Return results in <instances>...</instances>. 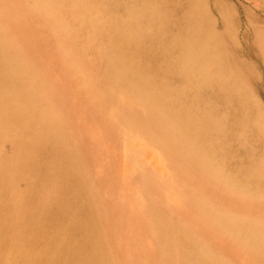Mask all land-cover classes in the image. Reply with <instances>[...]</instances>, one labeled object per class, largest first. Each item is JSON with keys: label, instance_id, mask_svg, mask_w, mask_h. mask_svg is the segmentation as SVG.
Returning <instances> with one entry per match:
<instances>
[{"label": "bare ground", "instance_id": "bare-ground-1", "mask_svg": "<svg viewBox=\"0 0 264 264\" xmlns=\"http://www.w3.org/2000/svg\"><path fill=\"white\" fill-rule=\"evenodd\" d=\"M238 14L0 0V264H264V20Z\"/></svg>", "mask_w": 264, "mask_h": 264}, {"label": "rangeland", "instance_id": "rangeland-1", "mask_svg": "<svg viewBox=\"0 0 264 264\" xmlns=\"http://www.w3.org/2000/svg\"><path fill=\"white\" fill-rule=\"evenodd\" d=\"M225 3H229L237 10L241 19H244V14L253 13L257 22L264 20V0H219ZM243 22V20H242ZM249 43V41L247 42ZM255 60L254 58H251ZM260 61V59H259Z\"/></svg>", "mask_w": 264, "mask_h": 264}]
</instances>
